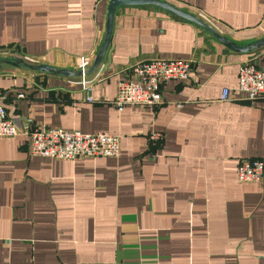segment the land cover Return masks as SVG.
Instances as JSON below:
<instances>
[{
	"label": "crops",
	"instance_id": "1",
	"mask_svg": "<svg viewBox=\"0 0 264 264\" xmlns=\"http://www.w3.org/2000/svg\"><path fill=\"white\" fill-rule=\"evenodd\" d=\"M237 45L264 37V0H165ZM109 0H0V60L78 70L103 41ZM188 58L159 105L112 99L129 65ZM264 66V44L233 49L152 3L115 7L92 100L79 75L0 61V103L28 126L108 131L116 156L34 155L24 134L0 137V264H264V169L240 182L242 158L264 162V98L235 92L239 65ZM23 92V96L18 93ZM160 130L163 141L148 133Z\"/></svg>",
	"mask_w": 264,
	"mask_h": 264
},
{
	"label": "built area",
	"instance_id": "2",
	"mask_svg": "<svg viewBox=\"0 0 264 264\" xmlns=\"http://www.w3.org/2000/svg\"><path fill=\"white\" fill-rule=\"evenodd\" d=\"M199 16L203 14L199 12ZM31 60L28 57H24ZM89 60L82 58L78 65L81 70L79 81L85 98L92 100V81L84 69ZM191 69L188 58L152 57L135 61L129 65V76L119 79L112 103L116 107L125 104L159 105L162 102L161 87L168 79H186ZM235 92L244 94L249 100L264 98V66H256L245 60L239 65L235 88L222 87L221 99H230ZM24 93H18L23 96ZM27 135L31 154L51 158H76L82 156H116L120 150V138L108 131L85 132L62 127L35 126L18 123L9 116L5 106L0 103V137ZM148 137L153 144L163 141L160 130H151ZM264 162L261 158H242L236 167L240 182H258L263 175Z\"/></svg>",
	"mask_w": 264,
	"mask_h": 264
},
{
	"label": "water",
	"instance_id": "3",
	"mask_svg": "<svg viewBox=\"0 0 264 264\" xmlns=\"http://www.w3.org/2000/svg\"><path fill=\"white\" fill-rule=\"evenodd\" d=\"M140 3H152L155 5H158L180 17L186 18L197 24H200L206 29H208L209 31H211L220 41H222L223 43H225L226 45H228L229 47L233 49H237L240 51H247L252 48L258 47L259 45L264 44V37H262L253 43H248L246 45H237L235 42H231L227 40L225 37H223L222 35L218 34V32L210 24L205 22L200 16H197L193 13L183 10L165 0H109L108 6H107L106 31H105L103 41L91 63V67L85 68L84 73L92 72L95 69V67L103 59L105 50L109 42L110 34H111V27H112L115 7L119 4H140ZM0 61L8 62V63L16 64V65L23 64L27 67H31V68L38 69V70H44V71L52 72L55 74H65V75L81 74L80 69H78L77 71H73L71 69H66V68H57L47 63H35L31 60L25 59L24 57H7V58L1 59Z\"/></svg>",
	"mask_w": 264,
	"mask_h": 264
}]
</instances>
